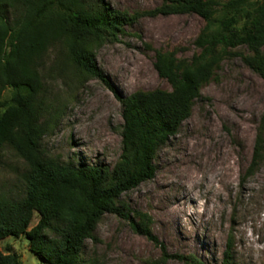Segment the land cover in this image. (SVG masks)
I'll use <instances>...</instances> for the list:
<instances>
[{
	"label": "rangeland",
	"instance_id": "rangeland-1",
	"mask_svg": "<svg viewBox=\"0 0 264 264\" xmlns=\"http://www.w3.org/2000/svg\"><path fill=\"white\" fill-rule=\"evenodd\" d=\"M105 3L132 21L92 48L104 80L82 75L61 55V70L50 68L56 52L47 62L43 120L50 126L42 151L63 164L113 169L122 154L118 96L172 91L154 68L156 53L175 52L179 59L199 53L194 42L205 23L198 15L151 14L163 0ZM231 52L201 86L178 134L159 150L155 178L122 197L131 219L151 218L159 244L136 233L130 220L105 214L84 255L101 264H154L164 254L194 256L203 264H264V160L247 175L264 121V79L244 62L252 55L247 47ZM26 167L13 148L0 149V194H22ZM38 220L36 213L32 226ZM7 247L20 264H47L31 251L26 236L0 242L3 252ZM161 264L185 263L170 258Z\"/></svg>",
	"mask_w": 264,
	"mask_h": 264
},
{
	"label": "trees",
	"instance_id": "trees-1",
	"mask_svg": "<svg viewBox=\"0 0 264 264\" xmlns=\"http://www.w3.org/2000/svg\"><path fill=\"white\" fill-rule=\"evenodd\" d=\"M152 12L196 14L204 21L195 39L199 49L190 59L175 52H157L154 68L172 91H138L123 103L122 154L113 169L63 164L42 151L48 132L46 68L61 70L58 55L82 75L104 80L92 48L132 19L105 0H0V149L8 145L26 163L19 195L0 194V242L26 236L32 252L47 264H101L84 255L105 214L130 220L132 229L159 244L151 218L131 219L122 197L153 180L155 159L190 117L201 86L232 50L247 47L244 62L264 79V0H163ZM6 93L9 97H6ZM43 120V121H42ZM264 160V121L259 128L247 175ZM38 223L32 226L35 214ZM232 239L226 261L230 260ZM175 258L203 264L194 256H161L154 264ZM0 264H20L19 255L0 249Z\"/></svg>",
	"mask_w": 264,
	"mask_h": 264
}]
</instances>
